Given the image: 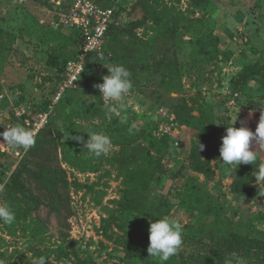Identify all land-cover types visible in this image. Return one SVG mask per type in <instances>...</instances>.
I'll list each match as a JSON object with an SVG mask.
<instances>
[{"label":"rangeland","instance_id":"rangeland-1","mask_svg":"<svg viewBox=\"0 0 264 264\" xmlns=\"http://www.w3.org/2000/svg\"><path fill=\"white\" fill-rule=\"evenodd\" d=\"M95 1L117 13L107 42L113 57L90 60L78 91L54 107L51 122L39 131L34 124L50 111L80 38L75 42L77 33L69 28H50L49 0H0V123L20 124L34 131L35 140L52 129L69 183L60 203L35 184L44 202L58 209L34 211L27 197L8 189L31 147L0 144V204L15 213L12 224L0 222V262L32 264L45 257L46 264H225L235 253L239 264H264V182H257L259 188L253 175L264 163V149L253 141L256 161L240 165L224 163L219 152L230 123L255 132L264 110V0ZM138 10L142 17L135 20ZM235 35L249 43L235 44ZM133 62L150 69L130 72L125 107L112 113L113 102L94 85L103 82L107 65ZM157 64L166 77L162 91L172 98L167 104L143 93L152 74L160 73ZM257 64L258 74L239 85L244 69L250 74ZM162 104L181 124L172 154L160 152L163 144L150 132ZM77 105L84 112L76 120L84 140L87 132L108 135L109 154L66 146L64 114ZM166 215L182 224L183 244L161 262L147 251L149 221Z\"/></svg>","mask_w":264,"mask_h":264},{"label":"clouds","instance_id":"clouds-1","mask_svg":"<svg viewBox=\"0 0 264 264\" xmlns=\"http://www.w3.org/2000/svg\"><path fill=\"white\" fill-rule=\"evenodd\" d=\"M108 74L102 77L103 82L95 84L99 89L105 102L109 104V111L116 113L118 109L125 107L123 101L126 95L133 87L130 79V71L122 64H110L106 66ZM264 107V105H261ZM237 119V118H236ZM236 121V120H235ZM235 123V122H234ZM230 123L226 129V134L222 137L220 146V158L226 164H253L257 159V152L250 150L253 141L259 146V150L264 149V110L261 111L259 123L255 132L248 127L239 128ZM89 138L84 140L81 136L72 137L79 141L87 149L86 152L93 153L96 157L107 155L113 148V143L108 135L97 132H87ZM3 142L0 144L8 145L13 148H23L27 151L35 144V133L26 127L16 124L6 127V130L0 132ZM204 145L200 144L199 149L203 150ZM257 182H264V163L259 164L253 173ZM260 188V183H257ZM260 195H264V190H260ZM15 220V213L7 204H0V222L12 224ZM149 240L147 249L149 256L158 258L161 262L168 261L176 255L183 244L182 224L169 216H163L156 221H149ZM2 264V262H0ZM32 264H46L45 257H39L33 260ZM225 264H239V257L233 253L231 258L225 260Z\"/></svg>","mask_w":264,"mask_h":264},{"label":"trees","instance_id":"trees-1","mask_svg":"<svg viewBox=\"0 0 264 264\" xmlns=\"http://www.w3.org/2000/svg\"><path fill=\"white\" fill-rule=\"evenodd\" d=\"M30 1L39 2L41 0H30ZM50 1L51 0H49V4H50ZM194 1L197 5H200L204 2H207L208 0H194ZM114 26L115 25L112 26V29ZM167 33L170 38L175 39L174 31L168 30ZM77 38H80L78 33L74 37L75 42H77ZM77 45L78 46L80 45L81 47L82 41L80 40V43ZM108 53H111V52L108 51L107 46H106L105 55L100 56V57L97 55H92L90 57V60H93V58L95 57L96 58L107 57ZM68 62L66 63V65L68 64ZM177 62L178 61L175 60L171 63H173L174 65H177ZM160 64L167 66L166 61L164 60ZM144 65L145 64L143 63L141 64L138 62H133L129 65H125V67L130 72H133L135 75H138L140 73L145 72L147 68L150 69L148 65L147 66H144ZM156 66L158 68L157 72H160V73H156L155 75L152 74L150 78L149 86L147 88H144L143 93H144V96L149 99L166 103V101H171L172 98L167 96L162 91L163 85L166 83V77L164 74H162L161 66H159V64H157ZM258 66L260 68H257ZM87 68H88V65H87ZM64 69H63V72H64ZM252 69L253 70H251L250 74H248V70H250V68L246 67L244 69V71L240 74L242 79L239 85L247 83L250 76L252 77V75L258 74V70L260 71L261 66L257 64ZM55 94H56V91H55ZM162 105H165V104H162ZM165 106H168V105H165ZM83 113L84 112L82 111V107L77 105V108L74 111H71V112L66 111L64 114V130L68 134L66 146L69 149H78L80 146L83 145L79 141L72 139V137H75V136L83 137L82 129L80 125L78 124V122H76V120L80 119ZM155 126L156 125L154 124L151 127L150 132L152 133L156 141L163 144L162 146L163 148L160 150V152L166 151V153L172 154L171 148L175 149L174 145L170 142V140L156 138L154 135ZM6 127L7 126H4L0 123V132L5 131ZM0 141H2V137H0ZM27 155H28L27 158L23 160V163H21V165L18 167V169L14 172V174L11 177V182L8 186L9 193L15 194V195L20 194V195H24L25 197H27L33 203L34 211H38L42 207H45V206L49 208L52 207L53 208L52 210L56 211L58 209L57 208L58 206H54L50 203L44 202L43 198L36 191V188L34 187L35 184L42 187L43 190L50 196H53L54 197L53 199L57 201L58 203L62 202L64 193L65 191H67L69 187L66 173L60 167L58 144H57V138L55 136V132L50 128H47L44 131L42 130V132L40 133V136L37 137V139L35 140L34 146L31 147ZM240 192H246V190L240 189Z\"/></svg>","mask_w":264,"mask_h":264},{"label":"built area","instance_id":"built-area-1","mask_svg":"<svg viewBox=\"0 0 264 264\" xmlns=\"http://www.w3.org/2000/svg\"><path fill=\"white\" fill-rule=\"evenodd\" d=\"M51 26L55 29L69 28L79 34L82 46L76 57L66 65L62 81L56 90L55 98L50 111L42 113L34 127L39 131L53 114L56 105H59L70 92L78 91L81 80L86 73L87 65L92 55H105V48L112 26L117 22V13L111 6L100 4L95 0H73L64 3L62 0H51ZM238 38V37H237ZM243 45L249 43L248 38H241ZM112 58L111 53L107 54ZM238 96V94H237ZM236 96V97H237ZM154 135L158 139H167L176 146L179 140L175 133L179 132L181 124L175 111L168 106H161L158 110Z\"/></svg>","mask_w":264,"mask_h":264},{"label":"crops","instance_id":"crops-1","mask_svg":"<svg viewBox=\"0 0 264 264\" xmlns=\"http://www.w3.org/2000/svg\"><path fill=\"white\" fill-rule=\"evenodd\" d=\"M64 3H69L71 0H62ZM50 5H51V8H52V4H51V1H50ZM105 5V4H104ZM106 6V5H105ZM51 11H52V9H51ZM53 16V15H52ZM51 20H52V18H51ZM51 22H49V26H50V28H52V29H54V30H60V29H55V28H53L52 26H51V24H50ZM244 38V37H243ZM234 41H235V44H237V43H240L242 46H243V44L240 42V40H239V38H237V36L235 35V37H234ZM241 47V46H240ZM163 106H165V105H163ZM55 111L56 110H54L53 111V114L55 113ZM53 114H52V116L50 117V119H49V123L51 122V119H52V117H53ZM59 118H61L60 117V114H59Z\"/></svg>","mask_w":264,"mask_h":264},{"label":"water","instance_id":"water-1","mask_svg":"<svg viewBox=\"0 0 264 264\" xmlns=\"http://www.w3.org/2000/svg\"><path fill=\"white\" fill-rule=\"evenodd\" d=\"M142 17V14L140 13V11L138 10L135 14V20H139ZM73 246V245H72Z\"/></svg>","mask_w":264,"mask_h":264}]
</instances>
